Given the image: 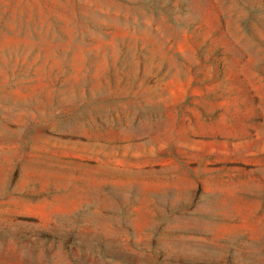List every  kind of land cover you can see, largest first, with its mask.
<instances>
[{
    "label": "rangeland",
    "instance_id": "rangeland-1",
    "mask_svg": "<svg viewBox=\"0 0 264 264\" xmlns=\"http://www.w3.org/2000/svg\"><path fill=\"white\" fill-rule=\"evenodd\" d=\"M0 264H264V0H0Z\"/></svg>",
    "mask_w": 264,
    "mask_h": 264
}]
</instances>
